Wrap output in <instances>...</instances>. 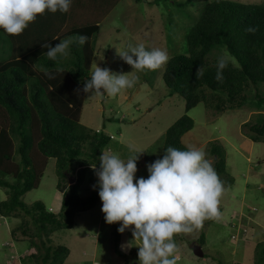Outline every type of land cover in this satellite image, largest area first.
Instances as JSON below:
<instances>
[{
    "label": "trees",
    "instance_id": "trees-1",
    "mask_svg": "<svg viewBox=\"0 0 264 264\" xmlns=\"http://www.w3.org/2000/svg\"><path fill=\"white\" fill-rule=\"evenodd\" d=\"M120 1L72 0L68 12L46 10L20 35H9L0 29L3 41H0V185L9 189L8 198L0 203V211L7 215L28 213L39 235L73 227L79 212L101 203L98 186L87 196L81 195V189L87 171L92 165H100L99 157L110 146L112 137L80 122L86 93L77 89H82L90 78L99 23ZM191 2L180 1L177 5ZM249 27L257 31H246ZM80 34L87 35L88 40L83 46L70 45L72 58L68 55L69 58L58 57L53 61L47 57L45 43L55 46L60 40ZM186 42V52L172 55L163 75L170 94L178 93L185 99L186 111L201 101L212 102L219 111L224 105L241 107L250 99L247 91L253 86L257 90L253 95L258 97L256 106L264 108V1H206L186 34ZM215 49H225L237 62L229 59L221 82L216 80L217 58L209 60ZM201 66L204 75L198 79L196 72ZM37 67L42 70L39 72ZM44 69L55 78L49 79ZM207 89L212 91L210 95ZM254 97L250 100L254 101ZM194 124L193 118L185 114L167 129L163 156L169 146L186 150L181 137ZM246 127L251 140L264 141L263 115L257 122L244 123ZM211 151L219 156L215 161L216 172H226L222 146L214 144ZM50 158H56L57 187L63 191L57 213L42 201L27 204L22 199L26 192L39 186ZM77 168V181L67 187V179ZM9 175L14 177L13 182L6 179ZM119 227L120 223H116L114 248L124 255L119 247ZM204 242L202 233L198 243ZM68 254L66 246L48 245L42 260L46 264H63ZM254 264H264V249Z\"/></svg>",
    "mask_w": 264,
    "mask_h": 264
},
{
    "label": "rangeland",
    "instance_id": "rangeland-1",
    "mask_svg": "<svg viewBox=\"0 0 264 264\" xmlns=\"http://www.w3.org/2000/svg\"><path fill=\"white\" fill-rule=\"evenodd\" d=\"M154 1L122 0L116 4L99 23V32L94 36L92 66L98 63L114 73H130L133 67L121 59L117 49L123 51L138 43L165 48L169 57L186 52V34L196 22L200 7L209 0H192L181 7L177 2L186 0L150 3ZM224 54L237 64L225 49L213 50L209 60ZM69 57L72 58L71 54ZM165 68L166 64L155 71H134L130 75L139 77L137 84L115 96L103 91L95 95L86 93L80 122L94 131L113 135L110 146L104 150H111L122 158L131 155L128 144L145 150L137 161L138 180L148 178V164L163 158L167 129L185 114L192 117L194 127L181 141L185 146L203 149L214 167L219 156L211 148L214 144L222 146L227 171L218 174L225 189L220 198L219 219H206L201 228L174 237L179 246L177 264H254L264 249V141L251 140L244 123L257 122L259 116H264V108L256 106L258 97L253 96L256 87L247 91V96L254 97V101L249 99L241 107L224 105L219 111L212 102L201 101L186 111L185 99L178 93L170 94L163 78ZM37 70L40 72L42 68ZM206 92L210 95L212 91ZM78 172L79 168L67 179V187L77 181ZM6 179L15 180L11 175ZM84 179L81 195L87 196L98 183L93 167ZM57 182L56 158H50L39 186L26 192L22 199L27 204L42 201L48 209L59 208L63 191ZM8 191L0 185V202L9 196ZM101 206L102 202L79 212L73 227L50 235L37 234L33 217L24 211L10 215L0 211V264H46L42 257L48 245L69 248L63 264H139L138 241L133 240L132 230L126 229L120 236V252L124 254L120 255L114 248L116 223H106ZM202 233L205 234L202 245L205 255L200 257L194 253L193 244H197Z\"/></svg>",
    "mask_w": 264,
    "mask_h": 264
},
{
    "label": "clouds",
    "instance_id": "clouds-1",
    "mask_svg": "<svg viewBox=\"0 0 264 264\" xmlns=\"http://www.w3.org/2000/svg\"><path fill=\"white\" fill-rule=\"evenodd\" d=\"M71 3L72 0H0V29L9 35H20L38 15L46 10L66 13ZM246 31L254 33L257 29L249 27ZM87 40V35L80 34L60 40L55 46L45 43L43 47L47 49V57L56 61L58 57H68L71 44L83 46ZM117 54L136 72L158 70L170 59L167 49L148 47L144 43L129 45L123 51L117 49ZM228 64L226 54L217 58L218 82L223 80V70ZM43 71L49 79L55 78L47 69ZM134 71L114 73L94 63L90 78L77 92L95 95L103 91L115 96L137 84L139 77L130 75ZM203 75L201 66L196 76L200 79ZM127 147L131 155L126 159L103 149L99 168L92 165L98 177L105 221L120 223V233L132 230L133 240L138 241L139 264H177L179 246L174 237L201 228L206 219H219L220 198L225 190L223 182L205 151L194 146H187L186 150L167 147L163 158L147 165L148 178L137 180V161L145 150L133 144Z\"/></svg>",
    "mask_w": 264,
    "mask_h": 264
},
{
    "label": "water",
    "instance_id": "water-1",
    "mask_svg": "<svg viewBox=\"0 0 264 264\" xmlns=\"http://www.w3.org/2000/svg\"><path fill=\"white\" fill-rule=\"evenodd\" d=\"M193 250H194V253L197 255V256H200V257H203L204 256V250L202 248V246L200 244H193Z\"/></svg>",
    "mask_w": 264,
    "mask_h": 264
},
{
    "label": "crops",
    "instance_id": "crops-1",
    "mask_svg": "<svg viewBox=\"0 0 264 264\" xmlns=\"http://www.w3.org/2000/svg\"><path fill=\"white\" fill-rule=\"evenodd\" d=\"M121 1H122V0H121ZM143 165H144V164H142L141 167H143ZM92 171H93V170H92ZM97 186H98V183H97ZM62 196H63V194H62ZM62 199H63V197L61 198V201H60V207H59V208H56V207H50L49 210H52V211L55 212V213L59 212L60 209H61ZM101 202H102V201H101ZM101 208H102V206H101ZM133 227H134V226H133ZM127 230H130V229H127ZM127 232H128V231H127ZM121 234L123 235V233H121ZM121 243H122V241L120 240V241H119V244L121 245Z\"/></svg>",
    "mask_w": 264,
    "mask_h": 264
}]
</instances>
